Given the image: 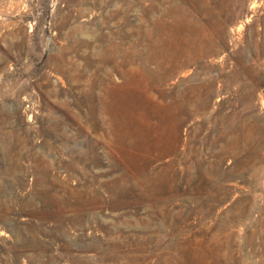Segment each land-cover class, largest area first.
Wrapping results in <instances>:
<instances>
[{"label":"rangeland","instance_id":"rangeland-1","mask_svg":"<svg viewBox=\"0 0 264 264\" xmlns=\"http://www.w3.org/2000/svg\"><path fill=\"white\" fill-rule=\"evenodd\" d=\"M0 264H264V0H0Z\"/></svg>","mask_w":264,"mask_h":264}]
</instances>
